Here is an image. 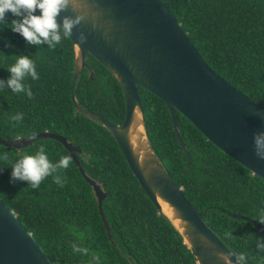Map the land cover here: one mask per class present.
Instances as JSON below:
<instances>
[{"label": "trees", "instance_id": "trees-1", "mask_svg": "<svg viewBox=\"0 0 264 264\" xmlns=\"http://www.w3.org/2000/svg\"><path fill=\"white\" fill-rule=\"evenodd\" d=\"M180 25L205 64L233 88L264 111V0H161ZM34 15H40L39 11ZM0 24V80L14 57L36 61L38 81L30 78L33 97L0 89V139L13 140L41 132L63 137L79 147V164L87 178L106 195L100 220L91 187L77 167L61 173L59 187L48 177L39 189L27 182H11V166L22 154L34 155L40 145L53 162L68 155L57 141L44 139L13 149L0 145V199L21 226L32 236L52 264H196L190 249L170 225L167 217L150 203L129 171L110 133L77 113L69 89L73 68V47L65 39L55 50L47 45H28L9 25L6 14ZM89 75L91 78H89ZM142 124L156 160L180 188L189 204L229 254L246 252L247 264H260L263 242L250 222L231 218L234 214L257 220L264 210V180L209 143L179 113L177 132L189 162L177 143L168 112L157 97L137 87ZM76 102L113 125L124 116V99L119 84L89 54L74 86ZM23 114L16 126L10 116ZM232 232L234 239H226ZM234 258V257H233Z\"/></svg>", "mask_w": 264, "mask_h": 264}, {"label": "water", "instance_id": "water-1", "mask_svg": "<svg viewBox=\"0 0 264 264\" xmlns=\"http://www.w3.org/2000/svg\"><path fill=\"white\" fill-rule=\"evenodd\" d=\"M80 2L84 6L80 11L69 9L60 14V18L85 16L68 38L74 55L69 89L74 110L110 133L129 171L154 208L161 213L157 202L159 198L175 211L176 219L182 223L180 230L166 219L183 244L192 251L196 264H222L217 260L216 253L228 251L206 227L200 214L185 199L148 145L137 87L164 104L187 163L189 154L177 132L175 112L221 153L251 175L264 180V160L255 156L253 147V134L264 132L262 110L205 64L161 0ZM80 32L87 38L82 45L76 44ZM85 54L106 69L121 88L124 116L119 125H113L84 109L75 100L74 86L84 67ZM44 139L57 141L72 157L80 175L91 187L100 220L108 233L101 211V201L106 195L99 185L85 176L77 159L79 147L46 131L9 141L0 139V145L21 149ZM227 214L231 218L250 222L264 242V231L257 223ZM183 221H188V229ZM0 264H52L1 199ZM232 264H235L234 258Z\"/></svg>", "mask_w": 264, "mask_h": 264}, {"label": "clouds", "instance_id": "clouds-1", "mask_svg": "<svg viewBox=\"0 0 264 264\" xmlns=\"http://www.w3.org/2000/svg\"><path fill=\"white\" fill-rule=\"evenodd\" d=\"M84 7L80 0H0V24L6 23V14L11 13L14 19L9 25L14 33H18L28 45H34L40 48L41 45H47L50 50H55L65 39L72 36V30L79 26L85 20L84 15L63 16L60 14L71 9L78 12ZM39 11L40 15H34ZM59 19V22H58ZM78 45L86 43V36L80 32L76 37ZM14 63L7 68L10 74L4 81L0 80V89H10L13 94H24L29 99L33 97L31 85L25 83L27 79L38 81L40 75L37 72L36 61L29 56L20 55L14 57ZM264 115V111L261 112ZM13 126H16L23 120L22 113H16L10 116ZM253 147L255 156L264 160V132L253 134ZM0 160L8 161L9 154L4 152L0 154ZM72 165V157L69 155L60 156L57 162H53L46 154L44 145H40L34 155L22 154L11 166V182H27L28 187L33 190L39 189L41 183L48 177L59 187H64L66 177L61 173ZM179 217V214L177 213ZM259 224L264 225V210L258 213L257 220ZM188 229V221H183ZM226 239H234L232 232L225 233ZM256 248L259 252H264V242L256 241ZM234 257L235 264H247L248 254L239 253H216V258L222 264H232ZM260 264H264V257H260Z\"/></svg>", "mask_w": 264, "mask_h": 264}, {"label": "bare ground", "instance_id": "bare-ground-1", "mask_svg": "<svg viewBox=\"0 0 264 264\" xmlns=\"http://www.w3.org/2000/svg\"><path fill=\"white\" fill-rule=\"evenodd\" d=\"M157 202L161 207V214L165 215L169 222H171L173 226L177 227L180 230V226L182 225V223L176 219L175 211L163 200L157 198Z\"/></svg>", "mask_w": 264, "mask_h": 264}]
</instances>
